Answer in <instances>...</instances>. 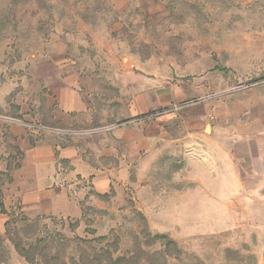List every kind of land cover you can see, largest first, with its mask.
<instances>
[{
	"label": "rangeland",
	"instance_id": "obj_1",
	"mask_svg": "<svg viewBox=\"0 0 264 264\" xmlns=\"http://www.w3.org/2000/svg\"><path fill=\"white\" fill-rule=\"evenodd\" d=\"M75 69L96 114L114 113L103 124L139 90L138 119L170 137L214 131L228 185L197 186L182 140L137 157L123 148L130 171L104 194L78 184V213L16 212L0 264H264V0H0V161L18 158L10 123L76 138L51 128L45 85ZM78 143L103 158L105 140Z\"/></svg>",
	"mask_w": 264,
	"mask_h": 264
},
{
	"label": "crops",
	"instance_id": "obj_2",
	"mask_svg": "<svg viewBox=\"0 0 264 264\" xmlns=\"http://www.w3.org/2000/svg\"><path fill=\"white\" fill-rule=\"evenodd\" d=\"M45 85L50 92L48 109L53 121L51 128L71 131L77 136L55 140L51 136H36L37 131L26 126L11 123L7 126L8 140L12 142V147L18 146V158L14 160L13 150L11 157L8 152L7 159L0 161V233L12 213L20 212L30 218L78 213L77 201L72 195L78 184L79 192L84 180L91 183L92 194H104L114 177L130 171L134 160L120 153L123 148L137 157L141 151L159 154L164 144L177 148L178 141L182 140L185 145L183 158L192 170L198 171L195 176L197 186L228 185V178L222 171L228 162L225 141L216 139L214 131H193L170 137L165 124L159 119L153 116L148 121L138 119L140 115H146L145 97L139 90L132 96L125 113H121V106L116 111L119 123L107 120L103 124L107 116L111 118L114 113L96 114L94 94L83 89L81 74L76 69L64 76L60 70L57 78ZM122 116L124 120L121 122ZM63 122H73L76 126L53 125ZM81 135L105 140L101 152L106 159L104 163L101 161L103 158L94 155L92 150L85 152L86 149L78 143ZM32 136L36 138L34 143L30 142ZM115 143L122 148L115 147ZM208 163L210 171L214 169L215 173L211 177L206 173ZM198 166L202 168L198 169Z\"/></svg>",
	"mask_w": 264,
	"mask_h": 264
},
{
	"label": "trees",
	"instance_id": "obj_3",
	"mask_svg": "<svg viewBox=\"0 0 264 264\" xmlns=\"http://www.w3.org/2000/svg\"><path fill=\"white\" fill-rule=\"evenodd\" d=\"M12 216H14V214L12 213V215H10L9 219L6 221V224H5V228L8 226L9 222H10V219H12ZM5 230V229H4Z\"/></svg>",
	"mask_w": 264,
	"mask_h": 264
}]
</instances>
